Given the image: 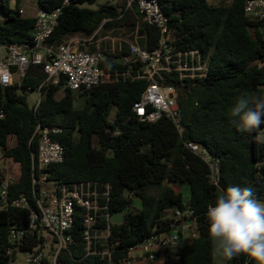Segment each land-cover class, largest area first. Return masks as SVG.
<instances>
[{
    "label": "trees",
    "instance_id": "obj_1",
    "mask_svg": "<svg viewBox=\"0 0 264 264\" xmlns=\"http://www.w3.org/2000/svg\"><path fill=\"white\" fill-rule=\"evenodd\" d=\"M21 0H0V46L31 41L33 17L23 16ZM62 0H37L38 8L52 10ZM94 0H69L61 8L58 23L46 41L56 47L73 36L90 37L104 21L103 31L137 28V44L155 49L157 31L142 22L135 6L124 11L123 5H98ZM247 0H158L167 18L177 50H197L206 60L207 72L199 79L179 80L164 74L162 85L173 86L177 93L181 123L179 135L165 119L142 123L132 112L145 82L119 77L88 91L74 93L60 86H43L45 74L40 66H29L22 80L12 86H0V157L15 173L8 188L7 202L24 197L31 210L37 211L32 189L31 160L36 151L34 131L56 127L52 137L64 150L59 164L43 172L57 184L95 182L111 187L109 210L124 212L121 224L111 225L112 259L126 257L130 248L150 235L167 232L171 220L168 211L188 206L196 217L197 235L176 255L180 264H213L206 210L214 205L221 189L250 187L264 201V125L253 131L239 128L229 109L243 93H264V19L254 22L244 15ZM101 68L106 72H132L138 64H122L127 47L121 44L114 54L105 53ZM60 84V83H59ZM40 99L28 104V93L38 90ZM60 92V93H59ZM59 93V94H58ZM79 99L82 100L79 103ZM192 142L206 149L219 162L217 186L208 182L207 166L185 147ZM0 168V181L4 175ZM187 185L186 201L169 185ZM132 194L139 200L131 207ZM29 211L7 206L0 210V264L14 261L6 250L11 247L10 228L25 229ZM102 223V221H101ZM71 242L60 260L66 264H106L96 256H83L80 209L74 213ZM40 231L28 234L19 251L42 246ZM240 255L224 264H253Z\"/></svg>",
    "mask_w": 264,
    "mask_h": 264
},
{
    "label": "built area",
    "instance_id": "obj_2",
    "mask_svg": "<svg viewBox=\"0 0 264 264\" xmlns=\"http://www.w3.org/2000/svg\"><path fill=\"white\" fill-rule=\"evenodd\" d=\"M102 1L107 5H123L124 11H131L135 6L142 22L157 31L156 47L151 51L137 44V28L130 42L122 41L127 47L128 55L118 61L129 67L131 64H138L135 70L119 73L106 72L101 68L105 60L104 52L115 53L112 46L106 51L97 38L105 32L103 24L107 20H104L90 37L73 36L64 39L56 47L47 46L46 41L58 23L61 8L69 3V0H62L61 6L55 9L38 8L33 17L30 42L0 46V86L8 87L19 83L31 65L42 68L46 76L43 86H60L61 89L78 93L100 84L117 81L119 77L142 80L145 87L138 101L132 105L133 114L142 123L168 120L181 135L184 128L177 106V93L173 86L161 84L163 75L173 73L179 80L202 78L207 72L206 60L197 50L180 51L174 47L167 18L161 12L158 0ZM243 11L250 21L264 19V0H247ZM122 43H119L117 51ZM37 91L39 97L36 104L40 99V87ZM59 132L60 129L56 127L37 125L33 134L37 144L31 160V184L36 212L30 209L22 196L7 202L8 188L14 184L16 177L5 161V171L0 181V210L11 206L29 211V222L25 229H9L11 247L6 250L7 255L14 253L15 258L28 234L40 231L44 242L41 247L36 246L26 251L29 256L24 259V263L66 264L60 260V255L67 251L71 242L69 232L73 227L76 208L80 209L83 256H96L106 264H170L168 256L176 255L180 233L188 232L192 240L196 237V217L192 210L188 206L175 208L168 211L171 222L167 232L150 235L130 248L126 257L114 261V244L109 240L113 225L109 220L112 213L108 207L111 187L95 182L57 184L48 180V174L43 172L47 166L59 164L64 159L62 146L52 139ZM185 147L207 166L208 182L217 186L218 160L195 143L186 142ZM124 198L132 199V194H127ZM44 232L48 238H45ZM45 246L47 253L43 252Z\"/></svg>",
    "mask_w": 264,
    "mask_h": 264
},
{
    "label": "clouds",
    "instance_id": "obj_3",
    "mask_svg": "<svg viewBox=\"0 0 264 264\" xmlns=\"http://www.w3.org/2000/svg\"><path fill=\"white\" fill-rule=\"evenodd\" d=\"M243 131L264 125V93H243L229 109ZM213 254L224 262L246 255L264 264V201L250 187L221 189L206 212Z\"/></svg>",
    "mask_w": 264,
    "mask_h": 264
},
{
    "label": "rangeland",
    "instance_id": "obj_4",
    "mask_svg": "<svg viewBox=\"0 0 264 264\" xmlns=\"http://www.w3.org/2000/svg\"><path fill=\"white\" fill-rule=\"evenodd\" d=\"M208 2L210 4H217L218 0H208ZM103 4H104V2L102 0H94L93 3H91L87 6L89 8H95L96 6L103 5ZM19 6L22 9L23 16H25V17H33L38 10L37 0H21L19 3ZM107 32H109V33H107ZM134 35H135V30L129 31L126 27H121V28L109 29V30L103 32L102 34H100L99 36H97V38L100 39V43L106 51H108L109 47L112 46L113 51L116 52L117 48L119 46V43H122V41L130 42L133 39ZM74 93H76V92H74ZM38 97H39V95H38L37 90L30 91L28 93V104L29 105L34 104L38 100ZM81 102H82V100L79 99V103H81ZM2 167L5 170V163L2 160V158L0 157V168H2ZM183 187L185 190L183 196L186 197V195L188 194V187H187V185H183ZM133 201H132L133 205H131V207L134 206L133 208H137L136 203H139V202L138 201L133 202ZM44 236H45V238H48V235L45 232H44ZM43 252L44 253L48 252V249L46 248V246L43 248ZM28 256L29 255L27 252L18 251L16 253V256H15L12 264H25L24 259ZM213 264H224V261H222L221 259L214 256Z\"/></svg>",
    "mask_w": 264,
    "mask_h": 264
},
{
    "label": "crops",
    "instance_id": "obj_5",
    "mask_svg": "<svg viewBox=\"0 0 264 264\" xmlns=\"http://www.w3.org/2000/svg\"><path fill=\"white\" fill-rule=\"evenodd\" d=\"M34 17V16H33ZM0 20H1V17H0ZM171 187V189L175 192V193H180L182 195V198L184 201H186L188 199V195H189V191H188V194L185 196H183L185 190H184V187L183 185H176V184H172V185H169ZM134 200L135 202L139 200L137 198L135 199H132ZM133 201V202H134ZM133 204V203H132ZM137 204V207L139 206V203H136ZM192 239L190 238V235L188 232H181L180 233V241H179V248L181 247H184L186 245H188L189 243H191ZM214 254H213V259H214ZM169 263L170 264H180V258L177 256V255H172V254H169Z\"/></svg>",
    "mask_w": 264,
    "mask_h": 264
},
{
    "label": "water",
    "instance_id": "obj_6",
    "mask_svg": "<svg viewBox=\"0 0 264 264\" xmlns=\"http://www.w3.org/2000/svg\"><path fill=\"white\" fill-rule=\"evenodd\" d=\"M110 222L113 224H121L124 220V214L122 211L112 213L109 218ZM14 253L11 255V259H13Z\"/></svg>",
    "mask_w": 264,
    "mask_h": 264
}]
</instances>
